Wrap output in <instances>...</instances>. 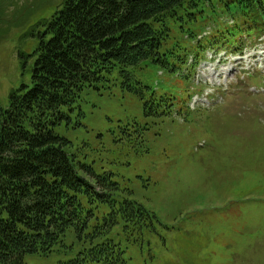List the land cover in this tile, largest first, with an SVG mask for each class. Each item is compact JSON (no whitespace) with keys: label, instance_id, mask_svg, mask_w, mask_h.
I'll return each instance as SVG.
<instances>
[{"label":"rangeland","instance_id":"1","mask_svg":"<svg viewBox=\"0 0 264 264\" xmlns=\"http://www.w3.org/2000/svg\"><path fill=\"white\" fill-rule=\"evenodd\" d=\"M63 1L0 0V107L28 82L20 55L32 51L34 30ZM200 30V47L190 55L205 56L196 69L204 92L190 106L201 110L182 109L193 93L191 74L159 76L149 66L142 82L172 97L162 114L149 115L137 95L119 86H100L85 90L71 114L79 127L58 129L71 142L69 156L99 176L111 174L130 201L153 214L154 229L129 246L128 264H264V40L242 38L240 50L217 57L212 49L235 44L214 45V31L224 28L212 10H205ZM246 47L250 56L234 62ZM65 258L32 256L26 264Z\"/></svg>","mask_w":264,"mask_h":264},{"label":"trees","instance_id":"2","mask_svg":"<svg viewBox=\"0 0 264 264\" xmlns=\"http://www.w3.org/2000/svg\"><path fill=\"white\" fill-rule=\"evenodd\" d=\"M205 10L224 28L214 31V45L233 40L237 48L264 33V0H64L38 24L35 47L20 55L28 82L0 107V264L57 253L66 258L56 264H127L129 246L153 231V214L112 176L69 156L71 142L58 129L79 127L71 114L85 90L100 86H119L149 115L162 114L172 97L140 76L149 66L191 74Z\"/></svg>","mask_w":264,"mask_h":264},{"label":"bare ground","instance_id":"3","mask_svg":"<svg viewBox=\"0 0 264 264\" xmlns=\"http://www.w3.org/2000/svg\"><path fill=\"white\" fill-rule=\"evenodd\" d=\"M259 60V59H258Z\"/></svg>","mask_w":264,"mask_h":264}]
</instances>
